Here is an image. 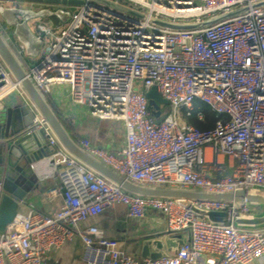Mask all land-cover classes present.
I'll return each mask as SVG.
<instances>
[{
	"label": "built area",
	"instance_id": "2783aa9c",
	"mask_svg": "<svg viewBox=\"0 0 264 264\" xmlns=\"http://www.w3.org/2000/svg\"><path fill=\"white\" fill-rule=\"evenodd\" d=\"M113 1L145 18L89 0H0V14L8 4L70 13L64 28L52 29L38 20L34 32L42 46L35 66L1 17L0 31L45 96L52 85L65 83L72 103L87 107L93 118L119 124L124 143L119 152L88 140L80 146L127 180L210 192L264 191V7H255L264 0ZM243 7L248 12L200 29L173 30L152 20L201 23ZM153 87L167 101L164 112L160 105L159 119L148 109L145 96ZM12 94L29 104L0 59V122L4 101ZM198 101L215 113L213 128L199 130L183 120L182 111L190 116ZM196 115L204 119L202 112ZM33 124L28 134L44 129L48 143L57 149L55 156H61L58 183L43 197H60L62 205L50 214L18 211L0 231V264H52V253L77 238L85 264H251L264 258V228L234 225L237 214H256L258 208L218 201H190L185 206L177 200L129 194L68 154L38 114ZM208 149L238 161L231 175H208ZM3 195L0 178V203ZM118 205L138 220L147 210L160 212L170 235L188 232L189 237L176 255L136 258L117 239L86 224ZM194 209L225 212L227 221L213 223Z\"/></svg>",
	"mask_w": 264,
	"mask_h": 264
},
{
	"label": "water",
	"instance_id": "95a60500",
	"mask_svg": "<svg viewBox=\"0 0 264 264\" xmlns=\"http://www.w3.org/2000/svg\"><path fill=\"white\" fill-rule=\"evenodd\" d=\"M13 2H50L53 0H11ZM82 1V0H81ZM80 0H70V4H78ZM111 10L127 13L139 18L145 15L130 7L113 0H89ZM264 7V1L255 4ZM248 12V7L236 9L232 12L218 15L201 23H170L152 19L155 23L173 30H193L211 26L221 21L231 19ZM70 13L64 10L22 8L18 6L5 7L0 14L1 20L11 36L24 47L25 55L32 59H39L42 41L37 37L30 22L39 19L57 18L67 23ZM0 59L9 70L14 80L19 83L29 100V104L19 103L12 108H3L2 125L0 126V171L4 195L0 203V231H4L19 211L20 203L33 190L38 189L39 181L45 176H51L55 170L52 157L57 149L48 143L44 129H33L35 114H38L55 136L60 146L72 157L76 158L88 168L119 186L125 192L147 198H163L177 200L185 206L190 201H218L235 204L246 202L250 206L260 209L256 214H237L234 225L241 229L264 228V191L252 189L249 191L238 189L230 192H210L198 189H182L170 187H154L137 185L106 166L99 159L86 152L68 133L59 117L56 115L46 96L28 76V72L11 49L3 33L0 31ZM148 109L159 119L160 105L167 106V101L161 97L155 87L146 94ZM194 212L216 224H225L227 214L218 211L194 209ZM180 237L171 238L168 235L153 237L143 243V259H160L176 255L179 246L183 244Z\"/></svg>",
	"mask_w": 264,
	"mask_h": 264
},
{
	"label": "crops",
	"instance_id": "0c3cea01",
	"mask_svg": "<svg viewBox=\"0 0 264 264\" xmlns=\"http://www.w3.org/2000/svg\"><path fill=\"white\" fill-rule=\"evenodd\" d=\"M7 7H11V5L8 4ZM18 7L31 8L26 5H19ZM12 95L9 96L10 99L8 101L6 100L5 109L24 103L19 98L16 99V96L11 97ZM46 98L56 115L67 126L66 130L70 136L74 140L76 139L75 141L79 145L82 140H88L93 145L107 147L113 152H119L123 148L124 143L120 136L119 124L93 118L89 114L87 107L72 103L67 84L58 83L52 85L50 94ZM1 125L2 122H0ZM52 159L55 166L53 174L45 176L43 180L39 181L38 189L33 190L26 196L25 201L20 203L19 212L24 213L32 209L50 214L61 207L62 201L60 197L53 199L43 197V192L58 183V173L60 171L58 164L61 156H53ZM206 160L208 175L212 179L231 175L238 165L237 160L229 159L223 155H215L209 149L206 151ZM86 224L97 226L107 238L117 239L128 254L139 259H143V243L148 239L164 235H168L171 238L181 236L180 238L183 240H187L189 237L188 232L181 233L178 236L170 235L166 218L160 212L147 210L145 216L138 220L130 218L127 208L123 205H118L112 210L106 209L100 216L90 219ZM83 250L84 247L81 241L78 238L74 239L59 250L54 251L51 256V262L52 264H85L82 261ZM251 264H264V258Z\"/></svg>",
	"mask_w": 264,
	"mask_h": 264
},
{
	"label": "trees",
	"instance_id": "16d2710c",
	"mask_svg": "<svg viewBox=\"0 0 264 264\" xmlns=\"http://www.w3.org/2000/svg\"><path fill=\"white\" fill-rule=\"evenodd\" d=\"M49 19L45 20V19H41V22H48ZM34 30V29H33ZM182 115H183V120L190 124L193 125L194 127H196L199 130H206V129H210L214 127L215 124V120H216V115L215 113H213L211 111V109L201 103L200 101L195 103V109L194 112L190 114V116H186L184 114V111H182ZM197 112H202L204 115V119L203 120H199L197 117ZM62 124L64 125V127L67 129V126L65 125V123H63V121H61ZM76 140V139H75Z\"/></svg>",
	"mask_w": 264,
	"mask_h": 264
},
{
	"label": "rangeland",
	"instance_id": "374dc122",
	"mask_svg": "<svg viewBox=\"0 0 264 264\" xmlns=\"http://www.w3.org/2000/svg\"><path fill=\"white\" fill-rule=\"evenodd\" d=\"M71 11V10H70ZM37 22H39L38 20H35V21H31L30 22V26H31V28L32 29H35L36 28V24H37ZM50 23H52L53 25H51ZM47 24L48 25H50V27L52 28V29H57V27H62V28H64V27H66L67 26V23H62L60 20H58L57 18H51V19H49V21L47 22ZM26 58H27V61L32 65V66H35L38 62H39V59H32V58H29V57H27L26 56ZM14 96H16V99H18V96L16 95V94H14V95H12L11 97H14ZM10 99V97L9 98H7L6 100L8 101ZM6 100L4 101V104H5V102H6ZM161 107H162V110H163V112L166 110V106H164V105H161ZM3 117H2V115H1V122H2V119ZM62 168L60 167V170H61ZM5 187H6V185L4 184L3 185V189H5ZM257 211L259 212L260 211V209H257Z\"/></svg>",
	"mask_w": 264,
	"mask_h": 264
}]
</instances>
